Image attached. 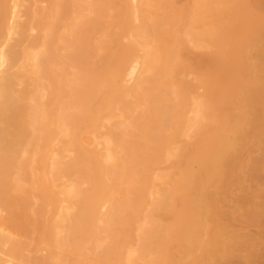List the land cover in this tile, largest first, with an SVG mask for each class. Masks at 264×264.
Listing matches in <instances>:
<instances>
[{"label":"bare ground","instance_id":"6f19581e","mask_svg":"<svg viewBox=\"0 0 264 264\" xmlns=\"http://www.w3.org/2000/svg\"><path fill=\"white\" fill-rule=\"evenodd\" d=\"M261 2L0 0V264L228 252L211 202L263 135Z\"/></svg>","mask_w":264,"mask_h":264},{"label":"rangeland","instance_id":"374dc122","mask_svg":"<svg viewBox=\"0 0 264 264\" xmlns=\"http://www.w3.org/2000/svg\"><path fill=\"white\" fill-rule=\"evenodd\" d=\"M256 9L255 11H261L264 14V0ZM23 13L22 9L20 14ZM21 18L23 20L24 15ZM262 21L260 27L262 37L260 35V38L264 40V19ZM251 54L253 59L263 60L262 63H264V48L259 52L254 50ZM261 80H264V76L261 77ZM255 133L259 134L257 130H255ZM260 133L263 134L262 136L259 134L261 137H254L257 142L259 141V144L254 140L253 144L248 143L247 148L242 146L241 143H247L250 140H244V137H241L239 139L241 145H238L239 148L237 147L232 154L233 157L230 156V163L232 162L230 171L234 172L233 175H230V194H228V190L227 195H222V191V197H219L221 203L219 204L216 202L217 197H215L216 200L210 197L213 198L212 204L210 203L214 206L213 214L215 218L218 217L221 221L219 227L223 232L220 231L222 234L226 233L223 234L222 240L225 239L226 244L229 245V250L225 248L228 252L220 246V251L223 248L226 252L222 251L223 255L214 250L215 258L217 256L219 258H212L214 260H210V264H264V129ZM251 134L246 137L249 139ZM224 190L226 192L227 189ZM221 206H223V211L219 208ZM227 213H230V215ZM226 222L230 224H228L230 229L225 226ZM226 244L225 247H227ZM215 246L217 247V245Z\"/></svg>","mask_w":264,"mask_h":264}]
</instances>
